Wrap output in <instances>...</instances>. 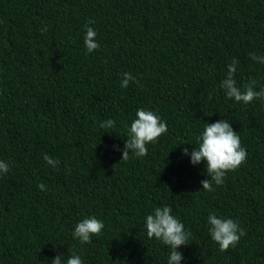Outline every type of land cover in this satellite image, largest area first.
<instances>
[{"label": "trees", "instance_id": "16d2710c", "mask_svg": "<svg viewBox=\"0 0 264 264\" xmlns=\"http://www.w3.org/2000/svg\"><path fill=\"white\" fill-rule=\"evenodd\" d=\"M249 53L264 55V0H0V264H66L73 252L83 264H167L170 249L144 226L159 206L191 233L181 264H264V99L235 102L219 87L233 59L238 86L264 87ZM124 73L135 78L126 88ZM139 108L168 130L121 161ZM221 119L247 157L208 192L204 162L182 152ZM211 213L245 230L226 251L210 238ZM89 216L104 229L81 244L72 232Z\"/></svg>", "mask_w": 264, "mask_h": 264}, {"label": "clouds", "instance_id": "9594fccd", "mask_svg": "<svg viewBox=\"0 0 264 264\" xmlns=\"http://www.w3.org/2000/svg\"><path fill=\"white\" fill-rule=\"evenodd\" d=\"M94 20L85 23V35L83 43L88 53H92L99 48L96 40V30L90 27ZM46 29H42L43 32ZM249 58L260 64H264V55L249 53ZM238 61L233 59L227 66L225 77L220 81L219 87L225 93L226 98L243 104H250L254 99H264V87L256 90L257 81L249 78L241 86L237 85L235 73ZM135 78L130 73H124L121 87L126 88L130 81ZM135 119L132 121L127 132V138L121 151V161H127L130 155L141 158L147 155L149 143L156 140L168 130L167 123L162 121L154 111L145 108L136 110ZM115 126L114 120H106L101 123L103 129H111ZM196 147L191 153L185 148L182 155L190 156L192 165H199L202 161L205 164V173L208 179L201 181L202 190L213 191V183L217 186L224 183V178L228 172L239 168L247 157V151L241 146L240 136L233 131L228 120L221 119L214 123H204L202 133L196 137ZM114 150L115 146H114ZM42 159L47 165L55 168L59 161L51 158L47 154L42 155ZM8 172V165L0 161V174ZM43 191L45 186L38 185ZM208 231L210 238L219 246L220 251H226L230 246H235L240 238L244 236L245 230L239 223L231 218H218L214 213L207 217ZM146 236L148 239L155 238L161 244L170 249L167 264H181L183 255L177 251L181 246H187L191 233L185 230L184 224L173 215L168 206L155 207L151 214L144 220ZM104 229V223L95 216H89L78 222L72 232L73 239H78L81 244L91 243V237L100 235ZM55 256L51 264H63L62 257ZM66 264H83L81 257L73 252L66 260Z\"/></svg>", "mask_w": 264, "mask_h": 264}]
</instances>
